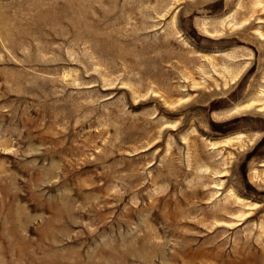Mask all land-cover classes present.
Returning <instances> with one entry per match:
<instances>
[{
	"label": "rangeland",
	"instance_id": "1",
	"mask_svg": "<svg viewBox=\"0 0 264 264\" xmlns=\"http://www.w3.org/2000/svg\"><path fill=\"white\" fill-rule=\"evenodd\" d=\"M0 264H264V0H0Z\"/></svg>",
	"mask_w": 264,
	"mask_h": 264
}]
</instances>
